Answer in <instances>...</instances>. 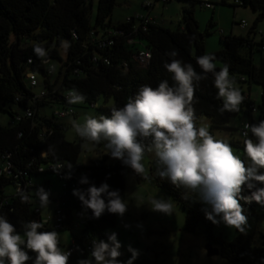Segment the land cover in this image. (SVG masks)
Instances as JSON below:
<instances>
[{"label": "trees", "instance_id": "1", "mask_svg": "<svg viewBox=\"0 0 264 264\" xmlns=\"http://www.w3.org/2000/svg\"><path fill=\"white\" fill-rule=\"evenodd\" d=\"M190 1L192 6L183 7L181 10V25L177 28L151 22L146 30L139 28L134 32V26L137 25L134 17L130 21L112 23L111 15L116 0H98L94 25L90 21L91 0H0V106L5 110L7 104L13 103L21 110H11V126L0 124V165L3 155L10 152L13 173L26 170L25 179L32 182V186L25 191L29 197L35 187L33 176L55 174L59 177L58 169L52 166L59 163L64 166L61 168L64 173L61 180L65 186L57 201L58 207L66 215V220L60 228L43 226L38 231L71 230L72 242L68 248L73 250L68 264H78L79 260L90 258L92 240L104 238L105 230L116 224V214H109L107 211L99 219L93 218L92 211L83 208L80 200L72 194L73 189L85 190L90 184L94 183L99 187L102 182H106L110 190H119L120 196L123 199L126 197L125 166L120 160L108 163L107 155L101 153L97 159L84 166L79 162L83 150L82 139H66V126L61 119L75 117L76 114L75 104L67 102L69 90L77 89L86 96L85 102L93 106H97L96 102L102 97L105 101L113 97L112 106L100 107L102 115L110 116L113 107H123L142 85L155 89L161 81L167 80L169 86H173V74L163 67L165 62L179 59L185 64H192L195 71L201 73L196 57L214 55L215 61L222 63L221 67H216L217 71L228 65L230 78H234L236 82L259 84L261 99L256 105L250 92L240 86L244 100L239 111H225L221 114L218 109L222 106V99L217 98L214 77L209 73L206 79L196 84L193 100L196 120L200 116H207L212 120L213 127H223L232 116L244 115L252 124L264 120V58L262 57L263 63L259 66L254 63L253 58L255 50L264 51V41L258 42L255 39L257 23L264 20V0H220L221 4L234 8H250L256 12V18L247 35L222 36L224 47L215 52L206 50V36L212 32L215 22L211 18L205 31H201L194 9V4L201 1ZM212 3L214 7L211 9L214 10L215 3ZM110 29H122L124 34L114 36L113 45L100 47L99 41ZM131 36L135 37L136 43L126 42ZM62 41L70 44L65 51H62ZM36 43L46 50L45 58L34 53L33 47ZM139 43L152 51V59L145 71H141L132 58ZM243 48L247 54L243 53ZM171 51H176L178 55H166ZM105 58H108L109 63L104 61ZM45 59H49L56 66L51 76L47 73L48 64L44 62ZM125 61L129 63V68L124 65ZM29 72L37 76L46 91L35 104L31 100L38 90L29 86ZM18 96H23V100H16ZM28 108L34 110L33 116L25 114ZM57 108H71L74 112L66 117H57L54 114ZM18 115L21 116L20 120H17ZM231 143L244 149V142ZM68 163L73 165L71 170L67 168ZM69 172L71 179L66 178ZM260 172L264 173V168ZM82 174L87 175L90 184L78 182ZM16 181L13 174L0 175V201L9 199V204L0 208V215H4L17 232H24L23 223L38 220L40 213L31 200L21 202L20 195L6 192L9 184H13L16 191ZM157 182L185 211L187 231L195 232L200 225L203 226L207 244L217 246L219 254L233 264H264V237L257 243L253 234L240 232L233 240H227L222 234L215 233V224L206 219L202 210L204 207L188 193V189L177 187L164 179H158ZM44 186L49 187L50 181H45L40 187ZM258 187H264V184H258ZM240 195L248 197L251 190L242 186ZM240 203L245 215L264 216L262 206L255 201L247 203L241 199ZM77 217L84 221L79 232L75 231L74 226L80 221ZM29 255L34 259L36 254L29 251ZM27 264H32V260Z\"/></svg>", "mask_w": 264, "mask_h": 264}, {"label": "clouds", "instance_id": "2", "mask_svg": "<svg viewBox=\"0 0 264 264\" xmlns=\"http://www.w3.org/2000/svg\"><path fill=\"white\" fill-rule=\"evenodd\" d=\"M61 46L67 50L70 44L62 41ZM33 50L40 58L47 56L39 43L34 45ZM166 55L176 57L178 53L171 51ZM215 59L214 55L196 57L201 73H197L192 64H185L179 59L165 62L163 67L173 74V86H169L167 80L161 81L155 89L142 85L123 107H113L110 116L101 115L98 119L87 116L83 124L73 121L72 125L86 144L95 146L103 143L106 154L120 160L136 174L145 172L142 161L146 155H153L156 174L195 194L206 205L202 209L206 219L214 224L223 222L244 233L248 220L240 200L244 199L247 203L255 201L264 206V187H258V184H264V173L260 172L264 168V120L244 125L246 131L243 135L248 137L250 131L255 137V142L250 138L244 141L247 164L234 154L225 140L214 138L206 126L197 127L193 106L195 88L199 81L207 78V74L213 75L217 98L222 99V106L218 109L221 114L225 111L238 112L244 100L235 79L230 78L228 65L217 71ZM85 100L86 96L77 89L68 91L69 104H81ZM67 168L71 170L73 165L68 163ZM66 178L71 179L70 172ZM78 182L90 184L86 174H82ZM242 186L251 190L250 196L240 195ZM72 194L80 200L83 208L92 211L95 219H99L105 211L122 218L128 208L119 190H110L106 182L99 187L90 184L85 190L73 189ZM19 195L21 202L30 200L22 191ZM49 195L43 187L36 190L41 207L49 205ZM150 208L171 215L173 202L152 198ZM137 226L142 227V224ZM22 227L23 237L4 215H0V264H27L29 260L32 264H68L70 253L58 246L59 233L38 231L43 224L34 220L24 222ZM124 227L131 226L125 224ZM106 235L107 241L92 240L90 258L79 260L78 264H125L118 259L122 255L119 251L122 245L117 233ZM29 251L36 254L34 259ZM128 251L132 255L126 264H133L139 252L131 245Z\"/></svg>", "mask_w": 264, "mask_h": 264}, {"label": "rangeland", "instance_id": "3", "mask_svg": "<svg viewBox=\"0 0 264 264\" xmlns=\"http://www.w3.org/2000/svg\"><path fill=\"white\" fill-rule=\"evenodd\" d=\"M146 0H116L111 19L112 23L116 24L125 21L130 17L147 16L149 11L143 3ZM215 3V9L206 8L197 2L194 4L195 17L198 21L199 29L205 31L209 20L212 18L215 26L212 32L206 36L207 52H215L224 47L221 37L224 35H247L253 27L256 12L250 8L236 7L231 5L221 4L220 0H211ZM98 0H91L90 5V21L95 24L97 14ZM190 0H170L165 3L162 0L156 1V7L151 10L150 17L157 19L161 24L172 29L181 25V10L183 7H191ZM244 19L247 22L246 27H242L239 23ZM101 30V28H100ZM102 31V30H101ZM257 33L255 34L256 41H264V20L259 21L256 26ZM143 47V45H139ZM259 48V47H258ZM62 51L65 49L62 47ZM243 53L247 51L243 48ZM264 51L255 50L253 53L254 63L261 65L263 63ZM59 63V62H58ZM216 67H221L220 61H215ZM141 71L145 68L140 66ZM236 86H240L247 92H250V97L256 105L261 99V86L257 83H240L236 82ZM97 106H93L88 102L75 104V117L69 116L61 119L64 122L65 137L68 141H79L81 138L76 134L72 122L83 124L87 116L99 118L102 115L100 107L112 106L113 97H109L106 101L102 97L97 102ZM11 110L21 111L17 104L9 103L5 110L0 106V124L4 126L12 125ZM49 110V109H48ZM51 112V111H49ZM256 115V113H254ZM245 116H232L223 127H213L212 120L207 116H200L196 120L197 127L206 126L210 134L216 139L225 140L233 149L235 155L239 156L245 163L248 159L245 156L244 149L238 147L231 142L243 144L244 138L241 135V123L245 120ZM83 150L79 157V162L82 165H89L93 160L97 159L101 153L107 155V162L114 163L119 161L106 154V149L103 143L92 146L86 144L82 140ZM145 172L141 175L134 173L131 168L125 167V186L126 197L124 201L128 208L125 215L120 218L116 215V224L114 227L105 230L106 233L116 232L118 240L122 247L119 251L122 253L118 259L122 262H127L131 258V252L128 251V246L137 249L138 257L133 261V264H233L225 259L221 254L208 255L206 250V234L203 226L195 232H189L185 229L186 214L183 208L170 195L166 194L158 185L157 180L161 179L156 174V162L153 155H146L144 161ZM170 181L168 178H163ZM45 181H50L49 205L41 207L36 196V190ZM35 187L31 190L30 200L41 211V217L45 221L51 220L53 225L55 218V210L58 207V197L63 193L64 183L55 174L35 175L33 176ZM8 194L15 192L13 184L6 187ZM192 194L196 199L195 194ZM152 198H163L173 202V211L171 215L152 211L150 208V200ZM198 200V199H197ZM199 201V200H198ZM200 202V201H199ZM201 203V202H200ZM205 208L206 205L201 203ZM247 216L248 226L245 232L253 234L257 243H260L264 237V216L252 217ZM83 217V215H82ZM81 220V217H77ZM219 219V217H217ZM129 224L130 228H125L124 225ZM142 224V227H138ZM215 233L222 234L227 240H233L240 232L235 228L226 226L223 222L215 224ZM51 232L53 230H47ZM59 233V247L66 251L72 242L70 229L54 230ZM79 232V228H76ZM23 237V232H19ZM107 241L105 238L99 239ZM217 248V246H214Z\"/></svg>", "mask_w": 264, "mask_h": 264}, {"label": "built area", "instance_id": "4", "mask_svg": "<svg viewBox=\"0 0 264 264\" xmlns=\"http://www.w3.org/2000/svg\"><path fill=\"white\" fill-rule=\"evenodd\" d=\"M162 1L167 3L170 0H162ZM200 1L202 3L203 7H206V8H213L214 7V4L212 3L211 0H200ZM153 3L154 2L152 0H146L143 3V5L147 9H150L153 6ZM135 19H136L137 25L134 26V29H133L134 32H137L139 30V28H142L143 30H146V27H147L148 23L159 22L157 19L150 17V15H147V16H142L141 15V16L136 17ZM126 20L130 21L131 17L126 19ZM239 24L242 27H246L247 26V22L244 19H242ZM120 34H124V31L122 29H110V30H108L107 34L104 35L102 40L99 41V46L100 47H106V46L113 45L115 43L114 36H117V35H120ZM126 42L128 44H133V43H136L137 40L135 39V37L131 36V37L127 38ZM139 45H143V47H139ZM137 46H138V49L135 51V53L133 54V57H132L133 61L135 62V64L137 65L138 68L140 66H142V67H144L146 69L149 66L150 61L152 59V51L149 48H147L142 43L137 44ZM29 61H31V59ZM104 61L109 63L108 58H105ZM44 62L48 64V70H47L48 75H50V76L53 75L55 70H56L55 64L50 62L49 59H45ZM124 65L126 66V68H129V63L127 61L124 62ZM27 80H28L29 86L35 87L38 90L32 96V100H31V102L35 104L36 101L39 98H42L46 94V91H45L44 88H42L37 76L33 72H29L27 74ZM23 98H24L23 96H18V97H16V100H23ZM253 110L255 111L256 108L254 107ZM73 112L74 111L71 108H66V109L57 108V109L54 110V114L57 117H66V116H69V115L73 114ZM25 114L27 116H33L34 115V110L31 109V108H28L26 110ZM20 119H21V116L18 115L17 116V120H20ZM245 124H252V122L250 120H248V119H245V120L242 121V123H241V135H242V137L244 139L251 138L255 142V137L252 136L250 131H249L248 137H245L243 135V133L246 131V129L244 128ZM61 165L62 164L59 163L56 166H52L54 169H58V171H59L58 175H59L60 179H62L64 177V173L61 171L62 167L60 168ZM12 168H13V163L11 161V153L10 152L9 153H5L3 155L2 164L0 165V175H3V174H6V175L13 174L14 175V177L17 179V181H16V191H15L14 194H15V196H19V193L21 191L25 193V191L30 186H32V182L28 178L25 179V177L27 175V171L26 170H18V171L13 173ZM64 186H65V184H64ZM43 188L45 189V191L50 192V187L44 186ZM8 204H9V199L5 198V199L0 201V208L2 206H4V205H8ZM261 208L264 211V206H262ZM37 212L40 213V218L38 220H34V221L41 222L43 224V226H45V227L60 228L64 224V221L66 220V215L64 214V212L62 211V209L60 207H57V209L55 210V218H54L53 225L51 224V220L50 219H46L45 221L42 219L41 211H40V209L38 207H37ZM83 222H84L83 220L77 221L74 224V226L76 228H79V227H81ZM105 237H106V234H105L104 238ZM72 250H73L72 248H67L66 249V251L69 252L70 254H71Z\"/></svg>", "mask_w": 264, "mask_h": 264}, {"label": "water", "instance_id": "5", "mask_svg": "<svg viewBox=\"0 0 264 264\" xmlns=\"http://www.w3.org/2000/svg\"><path fill=\"white\" fill-rule=\"evenodd\" d=\"M206 250L208 255H214V254H219V249L212 246L211 244H206Z\"/></svg>", "mask_w": 264, "mask_h": 264}, {"label": "crops", "instance_id": "6", "mask_svg": "<svg viewBox=\"0 0 264 264\" xmlns=\"http://www.w3.org/2000/svg\"><path fill=\"white\" fill-rule=\"evenodd\" d=\"M154 3H153V6L150 8V9H147L148 11H149V14L151 15L152 13H150L151 12V10L153 9V8H155L156 7V1L157 0H152Z\"/></svg>", "mask_w": 264, "mask_h": 264}]
</instances>
